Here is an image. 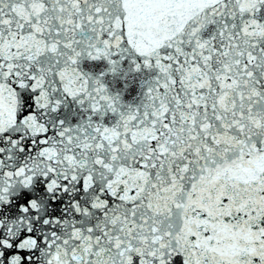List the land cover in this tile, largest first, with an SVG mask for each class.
Returning <instances> with one entry per match:
<instances>
[{
    "label": "snow or ice",
    "instance_id": "6c2138e0",
    "mask_svg": "<svg viewBox=\"0 0 264 264\" xmlns=\"http://www.w3.org/2000/svg\"><path fill=\"white\" fill-rule=\"evenodd\" d=\"M0 264H264V0H0Z\"/></svg>",
    "mask_w": 264,
    "mask_h": 264
}]
</instances>
